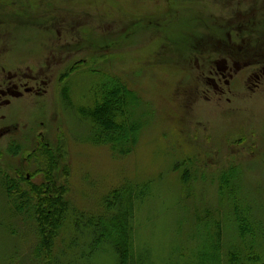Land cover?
I'll use <instances>...</instances> for the list:
<instances>
[{
  "label": "rangeland",
  "instance_id": "obj_1",
  "mask_svg": "<svg viewBox=\"0 0 264 264\" xmlns=\"http://www.w3.org/2000/svg\"><path fill=\"white\" fill-rule=\"evenodd\" d=\"M263 70L264 0H0V264H264Z\"/></svg>",
  "mask_w": 264,
  "mask_h": 264
},
{
  "label": "trees",
  "instance_id": "obj_2",
  "mask_svg": "<svg viewBox=\"0 0 264 264\" xmlns=\"http://www.w3.org/2000/svg\"><path fill=\"white\" fill-rule=\"evenodd\" d=\"M117 89H120V87H117ZM121 90L126 91L124 87L120 90L99 87L91 97V99L95 97V103L92 109L87 112L92 114L93 120L106 133L118 134L119 137L126 141L125 139L128 138L127 122L129 121L126 118L125 108L128 105V99L126 98V94H123L124 92H121ZM121 120L122 124H117ZM115 226L118 229V234L125 237L122 222H117ZM121 245L123 247V243Z\"/></svg>",
  "mask_w": 264,
  "mask_h": 264
},
{
  "label": "flooded vegetation",
  "instance_id": "obj_3",
  "mask_svg": "<svg viewBox=\"0 0 264 264\" xmlns=\"http://www.w3.org/2000/svg\"><path fill=\"white\" fill-rule=\"evenodd\" d=\"M259 74H260V72H259ZM254 75V76H256L257 78V80H256V82H258L260 79H264V70L262 71V73H261V75ZM253 76V77H254ZM2 87H0V98L2 97V98H7V97H10V98H21L22 97V93L21 92H19L18 91V86L17 85H9L8 87H6V88H2ZM24 91L25 92H28V93H31L32 91L30 90V89H26V88H24ZM4 104H8V103H4Z\"/></svg>",
  "mask_w": 264,
  "mask_h": 264
}]
</instances>
